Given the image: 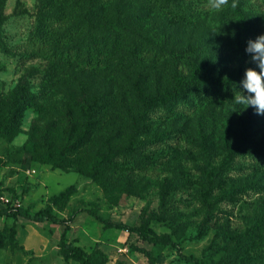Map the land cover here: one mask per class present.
<instances>
[{"label": "trees", "instance_id": "1", "mask_svg": "<svg viewBox=\"0 0 264 264\" xmlns=\"http://www.w3.org/2000/svg\"><path fill=\"white\" fill-rule=\"evenodd\" d=\"M204 1L207 0H41L34 24L21 45L11 47L0 33V52L17 58L22 68L29 62H45L42 80L39 67L32 66L26 70L22 84L0 97V136L14 141L24 132L28 112L36 111L43 121L37 118L32 122L22 149L38 156L41 163L96 180L104 192L123 183L124 175L126 192L134 194V177L123 169L138 167L148 159L145 155L150 142L141 139L147 132L145 122L155 108L165 107L171 115L187 111L208 118L218 113L215 123L231 115L241 136L226 146L229 154L224 165L248 155L264 165V143L253 149L247 141V133L260 123L258 116L252 108L245 109L232 101L245 69L233 75L224 66L230 60L247 56V41L264 34V22L261 17L253 20L252 0H238L236 8L211 9L207 15L196 11ZM4 2L0 0V28L7 22ZM161 10H167L170 17L162 26L163 34H157L159 13L155 12ZM188 12L186 21L196 27L188 29L206 30L210 38L198 48L199 52L192 43L193 32L184 35V24L173 19L174 15ZM199 89L222 106H203ZM132 101L139 111L131 115L128 106ZM206 110L211 114H205ZM209 140L204 139V149ZM57 143L59 149L55 148ZM214 169L211 165L204 169L207 190L203 199L209 207L216 181L225 172L224 167L219 172ZM76 192L74 186L67 188L51 198L45 210L36 213L23 207L0 208V218L63 226L59 253L67 263L107 264L108 256L100 249L88 252L68 240L71 225L81 211L69 219L53 212L59 205L64 207ZM89 214L106 229L136 232L151 243L171 245L188 262L205 264L183 254L173 234H151L149 221L130 227L109 223L93 212ZM208 223L209 217L203 225ZM263 227L264 217L236 237L253 238V233L260 234ZM16 235L13 226L9 233L11 247L18 246ZM204 235L201 229L197 237ZM6 245L1 243L0 247Z\"/></svg>", "mask_w": 264, "mask_h": 264}, {"label": "rangeland", "instance_id": "2", "mask_svg": "<svg viewBox=\"0 0 264 264\" xmlns=\"http://www.w3.org/2000/svg\"><path fill=\"white\" fill-rule=\"evenodd\" d=\"M40 3L41 0H5L2 8L7 22L0 28V33L11 47L21 45L28 36ZM251 4L255 10L251 13L253 20L261 17L264 22V0H252ZM199 8L196 11L204 15L211 12L207 1L200 2ZM158 13L156 33L163 34L162 26L170 15L167 10L155 12ZM188 14L174 15L173 19L184 24V35H190L187 31L193 32L195 40L193 37L192 43L198 51L210 38L206 30L188 29H196L188 23L190 20L186 21ZM32 66L39 67L42 80L45 62H29L22 68L17 58L0 52V97L22 84L26 70ZM224 66H228V74L233 75L239 69L256 67L249 63L248 56L230 60ZM35 83L37 86V81ZM199 93L203 106H222L221 102H212L211 95L203 89H199ZM134 102L128 106L131 115L139 111ZM174 114L165 107H158L146 120L147 132L141 139L147 138L150 142L145 155L148 159L144 158L145 162L138 167L123 169L135 180V193L130 194L123 185L124 175L123 183L104 192L96 180L73 170L65 171L53 164L41 163L38 156L22 149L32 122L37 118L43 121L38 112L30 110L23 123L24 132L14 141L0 136V208L23 207L36 213L45 210L51 198L74 186L77 192L64 207L59 205L53 212L59 218L69 219L74 212L81 211L71 225L68 240L88 252L100 249L108 256L107 264L195 263L181 258L169 244L151 243L133 231L106 229L89 212L109 223L130 227H140L144 221H149L151 234H173L174 240L182 246L183 254L194 256L205 264H264V227L260 234L253 233V238L236 237L244 235L264 217V165L252 160L250 155L224 165L229 154L226 146L234 144L241 136L231 115L223 122L215 123L213 119L218 113L208 118L187 111ZM205 114L211 112L206 110ZM257 116L259 125L247 133L249 147L253 149L264 143V116ZM204 139H210L205 149ZM59 147L57 143L55 148ZM15 150L20 151L15 153ZM208 165L213 166L215 172L222 167L225 169L209 198L210 207L203 199L207 190L204 169ZM208 217L209 223L204 226ZM13 226L17 230L16 247L9 243ZM201 229L205 235L198 239ZM63 231V226L52 223L0 218V244H7L0 247V264H77L74 261L67 263L59 253Z\"/></svg>", "mask_w": 264, "mask_h": 264}, {"label": "clouds", "instance_id": "3", "mask_svg": "<svg viewBox=\"0 0 264 264\" xmlns=\"http://www.w3.org/2000/svg\"><path fill=\"white\" fill-rule=\"evenodd\" d=\"M207 6L214 10L228 6L236 8L238 0H231V4L229 0H207ZM245 53L249 57V63L255 64L256 67L245 69L238 89L233 91L232 101L236 105L245 106V109L251 107L255 114L264 116V34L249 39Z\"/></svg>", "mask_w": 264, "mask_h": 264}]
</instances>
